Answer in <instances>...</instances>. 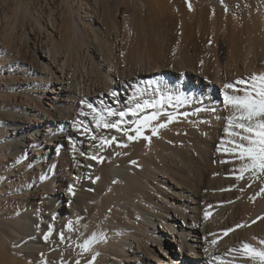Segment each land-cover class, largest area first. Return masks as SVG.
<instances>
[{
    "label": "bare ground",
    "instance_id": "obj_1",
    "mask_svg": "<svg viewBox=\"0 0 264 264\" xmlns=\"http://www.w3.org/2000/svg\"><path fill=\"white\" fill-rule=\"evenodd\" d=\"M1 10L16 53L6 47L0 62L17 86H0V264H254L239 250L264 240V175L238 179L240 161L217 148L229 146L223 86L264 73V0H0ZM144 100H162L153 124H167L145 129L150 141L81 114ZM93 232L105 239L83 252Z\"/></svg>",
    "mask_w": 264,
    "mask_h": 264
},
{
    "label": "snow or ice",
    "instance_id": "obj_2",
    "mask_svg": "<svg viewBox=\"0 0 264 264\" xmlns=\"http://www.w3.org/2000/svg\"><path fill=\"white\" fill-rule=\"evenodd\" d=\"M223 87V106L228 110V115L224 118L226 121L224 132L229 146L218 147L217 151L222 150L225 153L233 154L234 158L240 161L238 179H242L243 174L246 172L250 173L252 177L258 178L260 175H264V73H252L244 78H237L233 82L226 83ZM229 89L231 90L230 92L228 91ZM162 106V100H144L142 103L139 101L135 102L133 106L125 110H115L110 107L98 110L88 103L87 107L90 111L86 113L81 110V114L91 116L96 128L115 129L126 136L128 141H135L141 137L146 141H150L151 137L144 135L145 129H150L151 135L156 136L159 128L167 126L166 123L153 124V121L159 120L162 114L159 109ZM147 109L153 110L146 115H141ZM128 116L134 118L127 121L131 127L123 126ZM110 117H117V119L110 120ZM173 119L174 117L171 114L167 115L169 123ZM85 131H87L86 126ZM130 132H134L135 135L129 134ZM92 139L95 140L96 137L93 136ZM115 141V136L111 137V139H102L101 147L104 145L111 146ZM224 143L225 141L222 140L221 144L223 145ZM118 146L126 147L127 145L121 143ZM91 159H97V157L93 156ZM220 162L225 163L226 161L222 160ZM132 163L135 164L136 162L132 161ZM71 190L70 186L69 191ZM80 219L79 217L76 219V225H79ZM66 227L69 231H72L74 227L73 221H68ZM83 227L87 228V225H83ZM237 227H241V225H237ZM228 231H233V229ZM44 238L47 240L48 235L46 234ZM60 239L62 241L65 239L63 232L60 234ZM104 239L103 233L97 234L93 232L79 247L83 252H89L93 244ZM216 242V240H213L212 244H216ZM259 245L260 247H254L245 242L239 251H242L254 264H264V240H260ZM229 251L238 250L229 249ZM94 260L95 256L87 264H92ZM213 260L223 264L220 256H214ZM76 264H79V261Z\"/></svg>",
    "mask_w": 264,
    "mask_h": 264
},
{
    "label": "rangeland",
    "instance_id": "obj_3",
    "mask_svg": "<svg viewBox=\"0 0 264 264\" xmlns=\"http://www.w3.org/2000/svg\"><path fill=\"white\" fill-rule=\"evenodd\" d=\"M235 8H236V7H235ZM5 9H7L6 4H4V6H3V10H5ZM3 10H1L0 14H2ZM238 16H241V14H237V15H236V18H238ZM3 30H4L3 27L0 25V34H1V33H3V34L6 33V34H5V37H6L7 32H6V31L4 32ZM2 31H3V32H2ZM3 34L0 35V37H1V38H0V42H1V43H0V44H1V45H0V53H2V52L5 51L6 53H5L4 55L7 54V56H4V55H3V57H6V58L10 59V57H11V55H12L11 52H15L16 50L14 51V48L12 47V48H13V49H12L11 46L8 44V46H10V49L13 50V51H11L10 54H9V51H7V49H6V47H8V46H6V45L4 46V44H5L6 42L3 43L4 41H7L8 39H7V38H6V40H4V38L2 39ZM16 42H17V41L15 40V45H17ZM2 44H3V45H2ZM2 46H4L5 49H4V48L2 49ZM8 48H9V47H8ZM10 49H9V50H10ZM3 50H4V51H3ZM15 53H16V52H15ZM15 53H14V54H15ZM9 55H10V56H9ZM26 57H27V59H28V56H26ZM26 57H25V58H26ZM6 58H4V59H6ZM0 59H1V54H0ZM1 63H3V62H0V86H1V87H4V86H5V87H7V88L16 87V86H17V85H16L17 82L15 83V80H13L12 78H11V82L9 81V79H8V77H10V74L8 73L9 71L7 70V68H5L6 66H5V65H2ZM1 67H2V68H1ZM1 69H2V70H1ZM17 76H18V75H17ZM5 78H6V79H5ZM6 80L9 81V83H8ZM5 81H6V82H5ZM21 81H22V80H20V82H21ZM4 84H5V85H4ZM16 99H17V97H16ZM14 100H15V99H14ZM19 100H20V99H18L17 101H19ZM12 101H13V100H12ZM15 101H16V100H15ZM43 101H44L45 103H47V105H45V106L48 107L49 102L46 101L45 99H43ZM9 134H11V135H9ZM8 135H9L10 137H13V136L15 135V132H9ZM30 137L35 138V133L32 132L31 135H30ZM37 137H38V135H37ZM0 138L2 139V141H4L3 137H0ZM48 143H49L51 149L54 148V146L57 145L56 141H54V142H48ZM45 150H46V148H45ZM39 157H40V153H39ZM49 158H50V156H49V154H48V155H47V158L45 159V161L48 160ZM48 163H49V162H48ZM2 167H3V166H0V168H1V169H0V172L2 171ZM2 172H3V171H2ZM2 235H3V232H2V223H1V221H0V241H1ZM162 243H164V242H162ZM164 246H165V245H164ZM164 246H163V248H165ZM178 250H179L178 245H175V252H176V251L178 252ZM178 256H179V255L177 254V256L174 257L175 261H177V259H178L177 257H178ZM180 262H181V261H179V263H180Z\"/></svg>",
    "mask_w": 264,
    "mask_h": 264
}]
</instances>
